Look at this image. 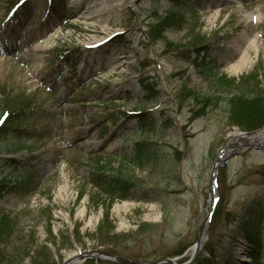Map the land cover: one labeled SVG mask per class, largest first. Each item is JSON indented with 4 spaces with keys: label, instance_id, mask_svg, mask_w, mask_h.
Masks as SVG:
<instances>
[{
    "label": "rangeland",
    "instance_id": "obj_1",
    "mask_svg": "<svg viewBox=\"0 0 264 264\" xmlns=\"http://www.w3.org/2000/svg\"><path fill=\"white\" fill-rule=\"evenodd\" d=\"M9 1L0 0V116L14 95L32 101L24 136L0 140V179L13 187L0 198V264H62L96 249L191 264L206 221L195 258L212 264L229 251L235 264L255 263L264 231L255 259L238 221L255 202L264 208V148L218 167L211 209L210 185L230 133L264 124L250 120L264 112V0H65L67 21L48 15L46 0ZM143 110L149 130L137 135L131 113ZM100 165L133 181L128 197L98 193ZM88 260L115 264H70Z\"/></svg>",
    "mask_w": 264,
    "mask_h": 264
},
{
    "label": "trees",
    "instance_id": "obj_2",
    "mask_svg": "<svg viewBox=\"0 0 264 264\" xmlns=\"http://www.w3.org/2000/svg\"><path fill=\"white\" fill-rule=\"evenodd\" d=\"M17 0H10L9 3H14ZM46 9L48 12V15L54 18H57L58 20H65L67 19L69 15V11L66 8V1L65 0H46ZM26 3H21L20 6H25ZM19 9H14L12 11V17L14 19L18 20V15L20 13ZM19 96L14 95L11 99H7L6 102H4L2 107V112L0 116V140H3V138L7 137H14L19 138L20 136H24V120L26 115V108H28L31 104V99L24 98L18 99ZM131 116L139 117V120L141 121L139 124V131L137 135H144V133H148V120L149 117L147 115V111H135L131 113ZM254 121H258L262 118L264 120V112L256 113L253 116ZM261 120V121H262ZM257 122L259 124H263L264 121ZM143 137V136H142ZM150 143V139L147 137H143V140L141 142H138V144H148ZM154 149L149 148L148 151L144 150L141 154H138L136 156V159L139 164L142 163L145 158H149L154 153ZM10 161H13L12 159ZM14 163V161H13ZM14 165H18V163H14ZM104 165L98 166L97 169H99L96 172L92 173L90 183L95 189L98 191L99 194H104V199H108L111 202L114 201V199H125L129 196V188L131 185H133V181L129 177L123 176L120 171H115L113 174H110V172L105 171ZM111 170V169H110ZM32 176L28 174V179H30ZM13 187L8 186V182H5V179H0V198L9 190H11ZM79 197H81L82 192L78 194ZM256 207H259V209ZM251 209L248 211V215L245 216V218H240L238 221V225L240 227L242 238L245 243V251L249 256H253L255 259H257L258 255L260 254L261 249V235L264 231V208H262V203L260 201L255 202V204H252ZM107 218V217H106ZM4 219V220H3ZM6 218H0V236L3 235V232L8 229V223ZM107 220V219H106ZM208 253H210V247L206 249ZM229 251L225 253V255L218 260V262H214L212 264H235L228 255H230ZM1 257V256H0ZM233 257V256H232ZM235 260V258H234ZM93 260H88L86 264H92ZM255 263L249 261L245 262L244 264H264V253L262 256L258 257V260L254 261ZM207 260L205 258L198 259L197 257L193 259V262L191 264H206Z\"/></svg>",
    "mask_w": 264,
    "mask_h": 264
},
{
    "label": "water",
    "instance_id": "obj_3",
    "mask_svg": "<svg viewBox=\"0 0 264 264\" xmlns=\"http://www.w3.org/2000/svg\"><path fill=\"white\" fill-rule=\"evenodd\" d=\"M264 129V125L260 128H257V129H253L252 131H239L240 133H248V134H252L256 131H261ZM226 140L221 144V147L220 149L217 151V155L214 159V162L212 164V170H211V185L212 183L214 182V179H215V174H216V171L218 169V167L221 166V164L225 163L229 158H231L234 154H237L239 153L242 148H243V145H239L237 147H231V149H228L226 153L224 154H221V151L222 149L227 145L226 144ZM256 147V148H264V143H258V144H253L252 147ZM211 185H210V188H211ZM212 189V188H211ZM211 195V193H210ZM211 203H210V209L212 208V205L215 201V193L212 195V198H211ZM211 210L209 211L208 215L210 214ZM207 223L208 221L205 222L204 226L202 227V230L200 231L199 233V236H198V239L196 240L195 242V245L192 249V255H191V258L190 259H193V257L195 255H197L196 253L201 249V247L203 246V240L205 239V236H206V227H207ZM203 233H205V236L203 238ZM201 238H203V240H201ZM87 257H94V258H97V259H101V260H104V261H109V262H113L115 264H147L145 262H138V261H135V260H132L130 258H124L122 256H119V255H113L111 253H109L108 251H104V250H101V249H96L95 251H84L83 253H79L75 256H73V258H70V259H65L63 261L62 264H70L72 262H74V260H77V261H83L85 258ZM166 261L168 262H171L169 259H166Z\"/></svg>",
    "mask_w": 264,
    "mask_h": 264
},
{
    "label": "bare ground",
    "instance_id": "obj_4",
    "mask_svg": "<svg viewBox=\"0 0 264 264\" xmlns=\"http://www.w3.org/2000/svg\"><path fill=\"white\" fill-rule=\"evenodd\" d=\"M255 41H256L255 38L250 40L247 46L250 47L254 45ZM239 57L240 58L238 59V61L235 64L231 65V67L234 68L235 70L240 69V67L244 66L245 63L248 61L249 58L247 57V50H244L243 52H241ZM234 140H239V141L241 140L239 144L243 145V147L252 146L253 144H258V143H264V129L261 131H256L252 134L242 133V132L240 133L238 131L231 132L230 135L226 139L227 145L222 149L221 154L226 153L227 150L230 149V143ZM211 188L212 189H211L210 199L212 198V195L216 192L215 191L216 190L215 180L212 183ZM61 191L64 194L65 188H63ZM204 236H205V233H203V238ZM203 238H201V240H203Z\"/></svg>",
    "mask_w": 264,
    "mask_h": 264
},
{
    "label": "flooded vegetation",
    "instance_id": "obj_5",
    "mask_svg": "<svg viewBox=\"0 0 264 264\" xmlns=\"http://www.w3.org/2000/svg\"><path fill=\"white\" fill-rule=\"evenodd\" d=\"M250 120H251V121H253V120H254V118H252V117H251V119H250Z\"/></svg>",
    "mask_w": 264,
    "mask_h": 264
}]
</instances>
